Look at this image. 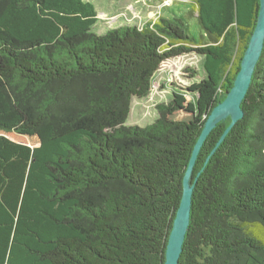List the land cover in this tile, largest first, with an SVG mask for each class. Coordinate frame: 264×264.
Returning a JSON list of instances; mask_svg holds the SVG:
<instances>
[{
    "label": "trees",
    "instance_id": "16d2710c",
    "mask_svg": "<svg viewBox=\"0 0 264 264\" xmlns=\"http://www.w3.org/2000/svg\"><path fill=\"white\" fill-rule=\"evenodd\" d=\"M260 0H190L94 32L86 0H0V264H165L195 144L231 90ZM206 76L125 125L161 64ZM244 117L204 141L178 264H264V48Z\"/></svg>",
    "mask_w": 264,
    "mask_h": 264
},
{
    "label": "rangeland",
    "instance_id": "374dc122",
    "mask_svg": "<svg viewBox=\"0 0 264 264\" xmlns=\"http://www.w3.org/2000/svg\"><path fill=\"white\" fill-rule=\"evenodd\" d=\"M86 1L92 2L98 11L99 19L93 30L102 34L109 28L122 25H135L142 28L149 20L159 15H168L171 8L190 0ZM204 61V55L196 52L165 60L153 77L149 95L132 99L131 111L125 125L145 127L154 122L159 116L156 106L159 103L169 102L174 91L184 92L191 98L193 94L187 88L206 76ZM227 118L231 119V116L224 119Z\"/></svg>",
    "mask_w": 264,
    "mask_h": 264
},
{
    "label": "water",
    "instance_id": "95a60500",
    "mask_svg": "<svg viewBox=\"0 0 264 264\" xmlns=\"http://www.w3.org/2000/svg\"><path fill=\"white\" fill-rule=\"evenodd\" d=\"M264 48V0H260L256 26L251 35L249 45L241 62V68L226 98L219 102L207 117L204 128L195 144L183 182V195L173 221L169 235L165 264H178L183 244L191 221V207L194 184L191 183L194 165L201 147L216 124L231 116V122L218 145L224 140L232 127L244 117L242 103L250 88L256 65Z\"/></svg>",
    "mask_w": 264,
    "mask_h": 264
}]
</instances>
